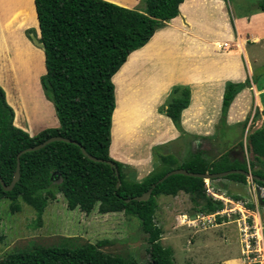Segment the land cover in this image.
Instances as JSON below:
<instances>
[{
    "label": "trees",
    "instance_id": "16d2710c",
    "mask_svg": "<svg viewBox=\"0 0 264 264\" xmlns=\"http://www.w3.org/2000/svg\"><path fill=\"white\" fill-rule=\"evenodd\" d=\"M116 1L35 0L40 41L45 44L46 73L40 81L47 98L54 104L59 125L35 135L18 127L14 124L15 110L0 85V175L6 184H10L19 152L52 136H64L77 143L54 141L22 154L21 177L12 190H5L0 182V199H10L14 211L20 210L18 200L23 199L36 209L39 224L49 200L55 199L57 193L64 195L70 208L79 206L90 212L98 206L103 213L124 212L137 216L148 234L151 261L147 264H174V250L163 246V230L155 222L157 197L177 196L183 191L191 196L198 211L206 214L222 210L224 202L207 193L203 178L174 174L160 183L158 180L176 168L201 173L244 169L264 178V126L247 136V149L252 154L249 160H241L230 153L208 161L203 151L197 149L178 164L175 155L162 154L160 169L151 171L142 181L128 180L125 165L110 154L116 108L113 77L133 51L145 46L159 28L180 14V4L184 0H145L144 10L121 6ZM122 3L127 4L126 0ZM258 8L264 11V0L259 1ZM116 80L121 78L116 77ZM247 84L249 79L227 82L222 120L237 93ZM190 97L188 87L177 85L172 89L167 106L162 109L178 127ZM82 146L104 161L90 159ZM107 161L116 164L119 176ZM225 178L242 183L248 181L243 174H230ZM119 179L122 183L118 188ZM253 181L264 186L262 181ZM154 183L157 185L148 200L134 199L147 192ZM234 198L241 199L238 195ZM106 242L37 244L5 255L0 264H141L135 259L106 252L103 249Z\"/></svg>",
    "mask_w": 264,
    "mask_h": 264
},
{
    "label": "rangeland",
    "instance_id": "374dc122",
    "mask_svg": "<svg viewBox=\"0 0 264 264\" xmlns=\"http://www.w3.org/2000/svg\"><path fill=\"white\" fill-rule=\"evenodd\" d=\"M121 1L116 2L121 4ZM130 1L126 0L128 5L132 4ZM228 1L232 14L248 15L246 23H250L254 17H261L255 30L263 36L262 39L257 43L247 42L251 67L249 84L235 97L239 107L242 106L246 111L242 114L236 112V115L242 116V120L236 119L228 124L227 114L214 128L205 130L206 135L198 138L201 144L198 146L192 136H186L181 114V126L176 127L182 137L173 144L154 146L151 150L154 154L151 166L141 170L143 165L127 164L116 159L125 165L128 180L142 181L151 171L160 169L162 154L175 155L178 164L197 149L203 151L208 161L221 159L230 153L241 160L252 158L247 149V136L264 126V93L259 94L253 86L261 88L264 85V12L258 8L260 0ZM145 6V0H137L132 8L142 9ZM26 33L31 37L34 31L31 28ZM40 80H5L8 92L3 87L7 101L14 106V124L21 128L29 124L34 128L28 129L35 133L51 127L55 121L59 123L54 104L47 98ZM5 81L0 80L1 83ZM249 87L252 91H246ZM169 98L170 95L166 101ZM167 103L160 108L164 115L162 109ZM206 187L210 196L224 202V208L216 212L215 216L214 213L199 212L191 196L183 191L177 196L157 197L155 222L163 230V246L174 250V264H260L256 263L260 260L264 264V258L261 257L264 254V186L249 178L246 183L217 178L206 180ZM235 195L241 199L236 200ZM18 204L20 210L14 211L10 199H0V260L11 252L30 249L37 244L60 245L66 241L85 244L106 240L103 249L108 253L135 259L141 264L151 261L148 234L137 216L124 212L103 213L98 206L90 212L79 206L70 208L64 195L57 193L55 199L49 200L39 224L35 208L21 198Z\"/></svg>",
    "mask_w": 264,
    "mask_h": 264
},
{
    "label": "crops",
    "instance_id": "0c3cea01",
    "mask_svg": "<svg viewBox=\"0 0 264 264\" xmlns=\"http://www.w3.org/2000/svg\"><path fill=\"white\" fill-rule=\"evenodd\" d=\"M130 2L131 5H119L132 8L137 0ZM231 9L228 0H184L180 14L129 55L113 78L116 108L110 154L114 159L143 165L144 170L154 161V146L182 137L174 122L160 112L177 85L191 91L190 104L182 112V126L198 146V138L206 135L205 130L221 121L226 84L249 79L247 42L257 43L263 37L255 30L260 16L246 23L248 15L232 14ZM31 28L34 33L29 37L26 30ZM33 36L40 41L35 0H0V80H40L46 72L45 50ZM0 85L8 92L6 81ZM253 86L259 94L264 93V85ZM244 111L234 99L228 124L241 121L242 116L236 114ZM58 125L55 121L51 127ZM22 128L29 132L28 128L34 127L28 124ZM29 133L37 132L31 129Z\"/></svg>",
    "mask_w": 264,
    "mask_h": 264
},
{
    "label": "water",
    "instance_id": "95a60500",
    "mask_svg": "<svg viewBox=\"0 0 264 264\" xmlns=\"http://www.w3.org/2000/svg\"><path fill=\"white\" fill-rule=\"evenodd\" d=\"M33 40L38 46H40L42 48H45V44L43 42H40L36 38V36H33ZM54 141H65V142L77 143L76 141H73L70 138L57 135V136L50 137L49 139L45 140L44 142H42V143H40V144H38L36 146L28 147V148L22 150L18 154V157H17V159H18L17 168H16V172H15L14 178L11 181V183L10 184H6L4 182V180H3V178L0 175V182L2 183L4 189L5 190H12L15 187L16 183L19 181V179L21 177V160H20V157L22 156V154H24L27 151H33V150H38L40 148H43L47 144H49L51 142H54ZM82 150H83L84 154L86 156H88L90 159L98 161V162L104 161L103 159L95 157L94 155L88 153L83 146H82ZM107 162L114 168V170L116 171L117 176H119L120 173H119V169L116 166V164L111 162V161H107ZM174 174H183V175H187V176L199 177V178H203L205 180H211V179H217V178H225V177L229 176L230 174H243L249 179L258 180V181L264 182V178L263 177H260L259 175H256V174L252 173L250 170H244V169H231V170H226V171H221V172H203V173H201V172H193V171H190V170H188L186 168H176V169H173V170L167 172L162 178H160V180H158L157 183H160V182L164 181L166 178H168V177H170L171 175H174ZM121 183L122 182L119 179L118 183H117V187L118 188L120 187ZM157 183H154L151 186V188H149V190L147 192H145L144 194H142L140 196H135L134 199L135 200H140V201L148 200L151 197L153 189L156 187ZM130 200L131 199H127V201H130Z\"/></svg>",
    "mask_w": 264,
    "mask_h": 264
},
{
    "label": "built area",
    "instance_id": "2783aa9c",
    "mask_svg": "<svg viewBox=\"0 0 264 264\" xmlns=\"http://www.w3.org/2000/svg\"><path fill=\"white\" fill-rule=\"evenodd\" d=\"M224 46H226V45H224ZM213 194H214V192H212ZM219 213V212H218ZM217 214V213H216ZM215 213H214V216L216 215ZM250 246V245H249ZM250 251V250H249ZM256 261V260H255ZM260 263H261V261H259ZM256 263H258V262H256Z\"/></svg>",
    "mask_w": 264,
    "mask_h": 264
},
{
    "label": "bare ground",
    "instance_id": "6f19581e",
    "mask_svg": "<svg viewBox=\"0 0 264 264\" xmlns=\"http://www.w3.org/2000/svg\"><path fill=\"white\" fill-rule=\"evenodd\" d=\"M260 231V230H259ZM261 233V232H260ZM260 235V234H259Z\"/></svg>",
    "mask_w": 264,
    "mask_h": 264
}]
</instances>
